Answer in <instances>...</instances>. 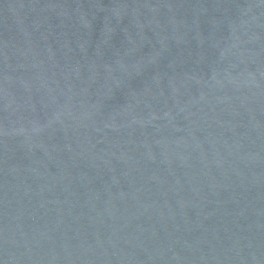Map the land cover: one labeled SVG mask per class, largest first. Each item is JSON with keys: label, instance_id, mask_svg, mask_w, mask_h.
I'll return each instance as SVG.
<instances>
[{"label": "water", "instance_id": "obj_1", "mask_svg": "<svg viewBox=\"0 0 264 264\" xmlns=\"http://www.w3.org/2000/svg\"><path fill=\"white\" fill-rule=\"evenodd\" d=\"M0 264H264V0H0Z\"/></svg>", "mask_w": 264, "mask_h": 264}]
</instances>
